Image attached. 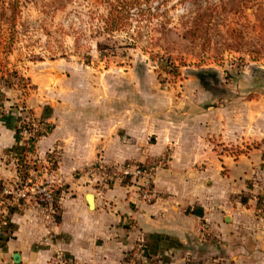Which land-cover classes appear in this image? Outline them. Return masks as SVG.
Returning a JSON list of instances; mask_svg holds the SVG:
<instances>
[{"label":"crops","instance_id":"crops-1","mask_svg":"<svg viewBox=\"0 0 264 264\" xmlns=\"http://www.w3.org/2000/svg\"><path fill=\"white\" fill-rule=\"evenodd\" d=\"M16 90H3L0 184L18 180L9 155L25 147L23 120L29 112L51 127L36 143L38 162L59 149L58 212L53 221L32 199L10 210L0 264H51L61 250L76 264H121L140 242L145 244L141 264H264L260 105L243 126L242 116L223 108H176L160 115L134 95H124L116 109L114 94L95 93H33L19 103ZM125 96L134 101L125 102ZM164 154L168 165L154 173L158 198L152 203L137 205L128 180L99 193L88 173L99 156L124 163L152 162ZM243 191L249 197L245 203Z\"/></svg>","mask_w":264,"mask_h":264},{"label":"rangeland","instance_id":"rangeland-1","mask_svg":"<svg viewBox=\"0 0 264 264\" xmlns=\"http://www.w3.org/2000/svg\"><path fill=\"white\" fill-rule=\"evenodd\" d=\"M142 5L128 29L112 34L102 30L104 0H19L14 25L9 4L1 5L0 77L12 73L19 103L33 93L114 94L120 109L131 94L160 115L223 108L243 126L257 105L264 108V0ZM259 204L264 214V196Z\"/></svg>","mask_w":264,"mask_h":264},{"label":"built area","instance_id":"built-area-1","mask_svg":"<svg viewBox=\"0 0 264 264\" xmlns=\"http://www.w3.org/2000/svg\"><path fill=\"white\" fill-rule=\"evenodd\" d=\"M2 111V109L0 108ZM0 111V112H1ZM23 123L27 140V151L23 154L11 152L10 159L15 163L17 178L15 182L2 184L0 187V249L7 234L8 215L15 207L22 208L27 200H35L41 205L48 218L57 219V193L55 187V169L59 162L58 147L50 149L46 160L38 162L34 157L37 141L47 135L51 129L47 123L38 121L28 114ZM168 165V155H163L152 162L129 161L113 163L104 156H99L88 165V173L96 180L98 192L101 193L115 181H131L135 187L136 199L139 204L152 203L157 198L154 173L158 167ZM145 244L138 243L121 264H141ZM51 264H76L73 258L64 251H58ZM157 264V263H153Z\"/></svg>","mask_w":264,"mask_h":264},{"label":"trees","instance_id":"trees-1","mask_svg":"<svg viewBox=\"0 0 264 264\" xmlns=\"http://www.w3.org/2000/svg\"><path fill=\"white\" fill-rule=\"evenodd\" d=\"M106 3V13L103 16V26L102 30L106 34H112L117 31H122L125 29H128L131 23V16L134 13V11L141 10L142 8V0H104ZM165 1V0H163ZM9 4V8H11V16L8 18V21L10 24L14 25L17 19V15L19 14V0H0V7L5 6V4ZM5 10H3L0 13V17L3 20V16L5 14ZM0 32H1V24H0ZM108 45L102 42L98 43V47L101 50V52H104L103 50ZM6 49V48H5ZM103 54V53H102ZM0 77V108L2 111L0 112V121L2 116L4 115V102L6 100L5 94L3 92L4 88H12L16 85L15 82L12 81L10 76H12V73L9 74V76L6 78L5 73H1ZM14 75H17V72H14ZM23 119V118H22ZM22 119H20L22 121ZM27 151L26 146L22 148L19 151H13L17 152L19 154H23ZM2 184H0L1 187ZM12 212L15 211L14 209H11ZM7 240V238H6Z\"/></svg>","mask_w":264,"mask_h":264},{"label":"water","instance_id":"water-1","mask_svg":"<svg viewBox=\"0 0 264 264\" xmlns=\"http://www.w3.org/2000/svg\"><path fill=\"white\" fill-rule=\"evenodd\" d=\"M92 198H93V194L90 193V194H89V200L91 201ZM20 259H21L20 254H19V253H16V254L14 255V260H15V262H16V263H19V262H20Z\"/></svg>","mask_w":264,"mask_h":264}]
</instances>
